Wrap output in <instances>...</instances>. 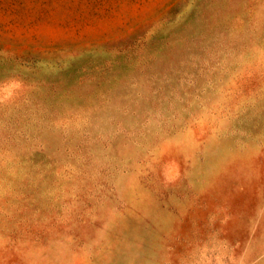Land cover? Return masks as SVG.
<instances>
[{
  "label": "rangeland",
  "instance_id": "1",
  "mask_svg": "<svg viewBox=\"0 0 264 264\" xmlns=\"http://www.w3.org/2000/svg\"><path fill=\"white\" fill-rule=\"evenodd\" d=\"M0 264H264V0H0Z\"/></svg>",
  "mask_w": 264,
  "mask_h": 264
}]
</instances>
